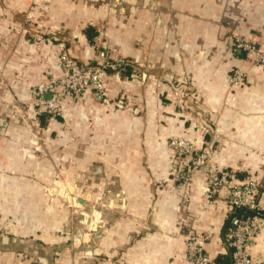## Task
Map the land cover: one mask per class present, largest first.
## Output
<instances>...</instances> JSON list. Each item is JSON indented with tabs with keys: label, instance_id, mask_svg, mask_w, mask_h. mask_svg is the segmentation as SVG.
<instances>
[{
	"label": "crops",
	"instance_id": "0c3cea01",
	"mask_svg": "<svg viewBox=\"0 0 264 264\" xmlns=\"http://www.w3.org/2000/svg\"><path fill=\"white\" fill-rule=\"evenodd\" d=\"M182 1L187 14L177 27L187 58L181 65L171 54L176 46L165 51L157 39L164 30L132 6L129 18H117L102 0H0V264H191L184 245L190 229L208 236L211 258L227 256L232 264L222 240L226 202L209 197L199 175L182 199L168 143L195 141L210 150L214 166L255 175L264 211V67L248 55L229 62L209 56L231 32L264 49V0ZM228 3L236 7L227 16ZM176 8L184 16L179 1ZM31 31L52 40L36 41ZM105 46L134 65L108 74L110 102L88 91L79 101H63V117L34 119V90L61 74L60 56L96 65ZM237 69L246 78L228 93L225 76ZM177 82L194 88L191 96L201 104L188 109L198 115L176 112L170 92ZM72 176L107 178L92 189L107 192V214L93 217L94 228L70 244L64 212L52 215L66 202L51 193L64 188L51 181ZM36 207L44 209L38 218L30 211ZM249 252L264 264V219Z\"/></svg>",
	"mask_w": 264,
	"mask_h": 264
},
{
	"label": "built area",
	"instance_id": "2783aa9c",
	"mask_svg": "<svg viewBox=\"0 0 264 264\" xmlns=\"http://www.w3.org/2000/svg\"><path fill=\"white\" fill-rule=\"evenodd\" d=\"M30 33L36 41L52 40L35 31ZM232 42L235 53L251 56L255 66L264 67V49H260L255 41L236 36ZM98 58L96 65L82 66L62 54L61 74L55 79L39 83L34 90L36 110L33 118L36 119L45 113L54 118L63 117L64 99L80 100L88 91L98 95L104 105L110 102L106 88L108 74L118 73L125 67L134 65L121 57L117 49L102 51ZM231 73L228 82L230 89L235 90L245 80L246 74L240 69ZM142 77L145 79L144 74ZM179 107L182 109V106ZM168 147L171 176L177 188L181 189L180 196L184 201L189 199L193 177L199 175L205 183L208 196L224 199L226 202L228 213L222 240L231 250L232 264H261L251 256L249 245L257 234L259 219L264 218L245 215L247 211L261 210L259 179L252 174L240 177L234 170L214 166L210 150L203 146L198 148L195 141L170 138ZM2 175L3 171H0V177ZM239 211L242 213L237 215ZM207 242V235L195 229L188 230L184 245L186 257L191 264H218L207 254L205 250Z\"/></svg>",
	"mask_w": 264,
	"mask_h": 264
},
{
	"label": "rangeland",
	"instance_id": "374dc122",
	"mask_svg": "<svg viewBox=\"0 0 264 264\" xmlns=\"http://www.w3.org/2000/svg\"><path fill=\"white\" fill-rule=\"evenodd\" d=\"M107 4V7L111 14H113L117 18H129L128 11L131 8V6L135 9H139L142 11H145L148 14V25L154 26V29H163L164 34L163 37H157V39L161 40L163 43V48L165 51L169 50L171 51L173 46H176L174 51H171L172 56L174 57L175 61L179 64H183L185 62V59L187 58V48L185 49L182 46V42L179 41V31L177 27V23L179 21H182L186 19L185 15L187 14L185 11L187 8L182 5V0H102V2ZM177 1H179V9L180 14H184V16H180L176 12L177 7ZM176 3V4H175ZM233 3H228L226 7L227 16L228 12L230 11L231 5ZM236 7L235 4L232 5V8ZM183 9V10H182ZM225 11V13H226ZM194 11L192 10V13ZM213 24L219 26L220 25V19H213L211 21ZM240 36L239 34L235 33H228L222 41L217 40L218 43H222L221 46H215L210 51V57H224L227 62L237 58V56L233 50V40L234 37ZM186 37V34L181 35V38ZM244 38V37H242ZM245 39V38H244ZM112 49H117L116 47L112 46H105V48H102L100 52L102 51H109ZM98 53V55H99ZM189 54V53H188ZM205 56L207 55L204 52ZM243 53H239L241 55ZM246 55V54H244ZM82 66H89L94 64H79ZM149 65V64H148ZM148 67V66H147ZM233 70H230V72L225 76L226 77V83L225 86L227 88L228 93L234 94V89H230V84L228 82L229 77L231 76V72ZM169 74V73H165ZM107 79V78H106ZM177 85L174 86V84L171 85V96H172V102L173 106L176 109L177 113H182L184 116H188L190 113L194 114L195 116L199 114V112L190 111L188 108L192 105L199 106L201 104V101H196L194 98H192L191 94L195 92L194 88L191 87V84L188 83L184 88H181L180 82L176 83ZM71 101H77L75 98H67ZM64 99V100H67ZM190 99V100H189ZM234 100V99H233ZM79 101V100H78ZM109 103V102H108ZM179 106H182V109H180ZM184 112H183V111ZM198 111V110H196ZM217 127L214 128L216 130ZM220 130V129H218ZM182 139H186L183 137H179ZM212 162V161H211ZM43 183V178L40 177L36 179V183ZM93 182L95 184H93ZM51 183L59 184L64 189L63 191H57L52 192L51 196L52 199H62L66 203H64V208H52V215L54 217L56 212L63 211V216L66 217V223L63 225V228L65 229V232H67L70 235V244L76 243L79 241L77 239V233L81 232H88L91 231L92 228H94V224L92 223L93 217L97 216H104L106 215V211L104 206V201L107 199V192L106 191H99V192H92L93 187L97 184H104L107 183L106 177H97V180L92 181L91 177H83V181L77 180L75 176L72 177H52ZM79 185L81 187L79 188ZM49 195V194H48ZM77 197H83L86 200V204L79 205ZM95 201L98 204V201L100 203L99 207H92V202ZM22 210V209H21ZM26 211V209H25ZM30 211L34 212L35 218H38L40 215H42V212L44 211L43 208L36 207L34 209H30ZM33 215V213H32ZM86 228L88 230L86 231ZM77 237H76V236ZM82 235V234H81ZM80 235V236H81ZM81 239V237H80Z\"/></svg>",
	"mask_w": 264,
	"mask_h": 264
},
{
	"label": "trees",
	"instance_id": "16d2710c",
	"mask_svg": "<svg viewBox=\"0 0 264 264\" xmlns=\"http://www.w3.org/2000/svg\"><path fill=\"white\" fill-rule=\"evenodd\" d=\"M234 55H237V53H235ZM239 55V54H238ZM242 55H244V54H241V56ZM240 56V55H239ZM122 71H127V72H129V66H127V67H125ZM122 71H120V72H122ZM242 212L241 211H239L238 213H237V215H239V214H241ZM245 215L246 216H255V215H257V216H259V217H262V218H264V211L263 210H260V211H247V212H245ZM218 264H229V259H228V257L227 256H223V257H221V258H219V259H217V260H215Z\"/></svg>",
	"mask_w": 264,
	"mask_h": 264
},
{
	"label": "water",
	"instance_id": "95a60500",
	"mask_svg": "<svg viewBox=\"0 0 264 264\" xmlns=\"http://www.w3.org/2000/svg\"><path fill=\"white\" fill-rule=\"evenodd\" d=\"M78 201H79V203H83V200L82 199H80V198H78L77 199ZM226 246V245H225ZM227 247V246H226ZM227 249L229 250V252H230V255H231V250L227 247ZM231 259H232V256H231Z\"/></svg>",
	"mask_w": 264,
	"mask_h": 264
}]
</instances>
